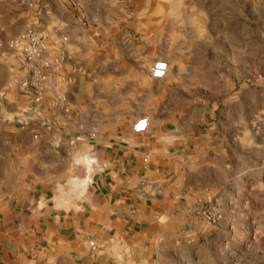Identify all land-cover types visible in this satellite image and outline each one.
<instances>
[{
    "label": "crops",
    "instance_id": "crops-1",
    "mask_svg": "<svg viewBox=\"0 0 264 264\" xmlns=\"http://www.w3.org/2000/svg\"><path fill=\"white\" fill-rule=\"evenodd\" d=\"M58 2L43 103L0 69V264H264L263 194L248 192L242 221L200 217L257 179L221 131H194L186 81L142 86L139 46L103 32L123 0Z\"/></svg>",
    "mask_w": 264,
    "mask_h": 264
},
{
    "label": "rangeland",
    "instance_id": "rangeland-1",
    "mask_svg": "<svg viewBox=\"0 0 264 264\" xmlns=\"http://www.w3.org/2000/svg\"><path fill=\"white\" fill-rule=\"evenodd\" d=\"M65 1L66 10H70L67 2L71 0ZM123 3V19L106 22L111 25L103 32H118L119 43L139 46L142 86L160 59L169 63L167 78L172 79L173 87L180 88L187 82L189 120H195L194 131H221L218 138L236 148L238 175L247 168L251 169L247 179H257L255 187L247 188V194L230 192L219 198L222 221L244 220L247 215L239 206L247 203L248 192L264 195V0ZM61 7L58 0H0V69L4 63L11 64L13 77H21L19 88L33 91L36 104L43 103L45 86L51 83L49 32H59L53 27L51 10ZM29 31L46 34L43 57L47 66L42 71L47 81L41 102H36L38 91L32 86L34 72L41 65L28 62L24 53L27 44L23 36ZM133 55L129 53L131 59ZM251 145L253 159L248 161L244 150ZM263 215L252 213V221H264Z\"/></svg>",
    "mask_w": 264,
    "mask_h": 264
},
{
    "label": "built area",
    "instance_id": "built-area-1",
    "mask_svg": "<svg viewBox=\"0 0 264 264\" xmlns=\"http://www.w3.org/2000/svg\"><path fill=\"white\" fill-rule=\"evenodd\" d=\"M46 34L44 32H27L23 36V41L26 42V47L24 49L25 58L30 63H40V69L34 72V81L32 86H34L37 91L36 102H41L44 100L43 94L45 83L47 81L46 75L42 71V68L47 66V63L43 57V53L46 49L45 46ZM170 70L169 63L163 59L157 60L152 68L150 69V74L154 80H163L168 76ZM27 84H24V88ZM31 85V84H30ZM150 121L148 117L140 118L136 124L133 126V132L135 134L145 133L149 129ZM37 138V136H35ZM221 199H216L214 202L206 205L203 210L199 213L200 217L207 222L209 225L214 227H219L221 225L223 213H222ZM93 250L96 249L94 242L90 243Z\"/></svg>",
    "mask_w": 264,
    "mask_h": 264
}]
</instances>
